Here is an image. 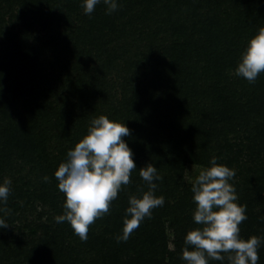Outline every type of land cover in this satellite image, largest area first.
<instances>
[{
	"label": "rangeland",
	"instance_id": "1",
	"mask_svg": "<svg viewBox=\"0 0 264 264\" xmlns=\"http://www.w3.org/2000/svg\"><path fill=\"white\" fill-rule=\"evenodd\" d=\"M117 2L118 9L110 15L106 14L107 6L103 3L98 4L91 15H86L82 0H0V66L21 50L27 55V62L18 69L30 74L27 91H12L10 119L0 118V137L1 132L14 123L18 127H33L35 133L40 130L45 138L43 148L41 146L29 156L7 143V137L0 138V183L11 179L13 197L7 203V212H2L10 225L6 229L8 233L4 234L13 236L14 248L19 243H27L30 248L39 244V238L44 234L51 236L57 227L63 247L75 249L62 259L65 264H101L102 260L88 246V240L81 241L76 234H73V240L69 239L70 231L55 220L61 214L56 211L53 199L44 203L39 198L44 190L42 184L46 182L43 178L51 176L41 170L46 167L43 161L48 166L46 159L58 156L61 148L69 146L62 136L72 133L76 127L85 136L91 121L105 115L102 110L106 99L118 103L125 89L129 91L144 86L152 65L145 60L155 57L162 47L168 50L175 43L184 41L183 37L174 34L172 23H180L188 30L187 35L194 33L199 38L202 29L207 30L213 19H220L222 32L216 30L214 34L221 40L223 33L228 35L219 45V52L233 51L238 47L240 52L243 51L247 41L264 27V0H157L152 13L147 15L143 13L145 5H136L135 0ZM240 21L243 24H239ZM239 59L240 56L235 59L236 64ZM18 74L19 70L6 83L2 81V91L16 84ZM223 75V79L227 78L229 82L224 83L229 85L226 87L228 91L221 93V98L227 94L231 96V93L242 94L243 101L249 95L259 96L248 84L243 86L247 80L236 76L233 69L226 70ZM233 80L237 82L235 85ZM207 102L209 104L211 100ZM226 108L221 104V111ZM62 116L64 120L61 122L58 119ZM250 120V127H238L232 123L213 132V127H203L193 153H207L206 158L196 157L194 160L188 157L179 182L191 190L200 171L216 157L217 164L235 170L236 175L230 182L235 186L237 202L246 205V214L254 222L255 217L262 214L264 217V110L252 113ZM188 192L185 212L180 214L183 223L175 227L170 217L162 219L165 243L159 241L158 248L154 247L153 253L141 259V248L139 251L123 249L120 263L186 264L181 259L183 248L176 250L174 237L180 233L179 228L185 237L188 231L200 227L193 221L196 206L193 193ZM57 200L64 203L63 197ZM112 216L114 212L110 207L109 213L100 217L102 227L99 229L103 230L108 223L113 224ZM97 221L89 226V232ZM244 222L239 227L240 235L245 239L250 230L242 227ZM142 232L144 238L138 240L140 243L149 238L146 232ZM3 248L0 246V264H15L13 256L6 261ZM110 250H113V243ZM99 256L102 257L100 253ZM20 259L18 264H40L23 256ZM224 262L210 260L209 264H228L227 257Z\"/></svg>",
	"mask_w": 264,
	"mask_h": 264
},
{
	"label": "trees",
	"instance_id": "2",
	"mask_svg": "<svg viewBox=\"0 0 264 264\" xmlns=\"http://www.w3.org/2000/svg\"><path fill=\"white\" fill-rule=\"evenodd\" d=\"M135 1L136 5H145L143 13L146 15L152 13V8L157 3V0ZM219 20L213 19L207 30L202 29L199 38H196L198 34L187 35L188 30L180 23H172L171 28L174 34L183 37L184 41L169 47V51L162 47L161 51L159 49L156 52L155 57L150 56L145 60V62H151L152 65L148 71L149 78L145 79L143 87L131 88L129 91H126L124 87L125 92L117 101L118 103L115 102L116 104L108 99L104 101L103 114L105 113V116L112 121L125 123L130 130V135L124 139L134 153L133 158L137 169L132 171L131 183L122 186L117 200H113L110 204L114 212V216H112L114 227L110 228L109 226L113 224L108 223L107 227H103V230L99 229L102 222L98 218L100 222L97 221L88 232V246L101 258L102 261L97 259L101 264H122L120 263L121 253H123V249L127 250L128 248L133 251H139L141 248L140 259L144 256L147 257L153 253L154 247L158 248L159 241L165 243V235L161 226L163 218L170 217L172 226L175 227L183 223L184 220H180V214L185 212L188 191L191 190L179 182V176L188 157L194 160L196 157L206 158L207 153L200 155L193 153L198 142L199 131L203 127H213L211 128L212 132L213 130L218 131V127L221 130V127H227L232 123L239 125L238 127H250L251 114L261 113L264 110V72L257 77L254 83L245 81L243 84V86L248 84V87L254 89V93L259 96L249 95L251 99L244 96L247 100L243 101L242 94L231 93V96L227 94L221 98V93H226L228 91L226 87L229 85L224 83L225 81L229 82L227 78L223 79L225 77L223 74L228 69L235 70L237 67L235 59L243 51L240 52L239 47L233 51H218L219 45L228 35L223 33L221 40L214 34L216 30L221 31ZM239 24H243V22L240 21ZM236 52L240 54L238 55ZM26 62L27 55L18 50L0 66V118L5 121L10 119L9 109L13 103L12 91L25 92L29 87L30 74L23 73L21 69H18ZM231 65L232 67H229ZM17 70H19V74L16 77V84L13 87H6L2 91V84L6 83L12 75L16 76ZM236 83V81H232L233 85ZM256 98L258 100H255ZM206 100H211V103L207 102L206 104ZM221 104L227 107L223 111L220 110ZM82 117L81 115L80 118ZM58 120L62 122L64 116ZM10 124L11 127H7L1 132L0 138L7 137V143L14 145V148L22 152L23 155L29 156L40 150L41 146L43 148L44 132L39 130L38 133H35L33 127L25 128L18 127L14 123ZM83 137L84 135L76 127L72 133L69 132L68 135L62 136L69 146L61 148V153L58 156L50 158V160L46 159L48 166L45 160L43 161V165L45 164L46 167L41 170L51 176L48 180L50 185L47 184L48 182L42 184L44 190L39 198L44 203L53 199L56 211L61 215L64 213V208L63 205L62 207L59 205L63 203L60 204L57 199L60 197L64 199V195L58 190V181L54 172L58 165L65 160L67 151ZM36 138H39L40 141ZM42 152L43 155H46L44 150ZM149 163L153 164L163 177L162 181L156 182L158 188L155 194L164 196L165 203L162 207L153 209L151 218H145V222H142L144 225H140L142 228L140 227L139 231L134 230V238L130 236L127 242H117L116 237L121 233L122 218L128 207L129 196L139 197L142 192L148 190L147 183L140 177L139 169ZM43 165L41 164V166ZM210 166L208 161V167ZM52 186L54 187L51 190ZM11 198L13 197L10 193L7 203L11 201ZM62 201L64 202V200ZM114 201L115 203H113ZM170 202L175 204L171 205ZM7 205H0V208H6ZM246 215L248 219L245 220L242 227L246 226L250 232L245 239L253 235H264L263 214L255 217V223L251 222V216L248 213ZM0 216H4L2 212H0ZM61 226L70 231L69 239L73 240L75 233L70 225L65 221L61 223ZM141 230L149 236L143 243L138 241L140 238H144V233ZM178 230L180 233L174 237L176 250L185 246L184 233L180 228ZM8 231L0 230V246H4L3 254L6 256V261L11 259L10 256H13L12 258L16 260L15 264H18L17 261H21L22 256L40 264H65L64 261L62 262L65 255L70 256V252L75 251L74 248L63 247V239L59 238L57 227L51 236L44 234L39 238V244L30 248H27V243H19L14 248L13 236L7 237L4 234ZM112 243L113 250H110ZM145 244H147L146 247ZM258 252L260 257L258 264H264V244L261 245ZM99 253L102 257L99 256ZM149 263L146 262V264Z\"/></svg>",
	"mask_w": 264,
	"mask_h": 264
},
{
	"label": "clouds",
	"instance_id": "3",
	"mask_svg": "<svg viewBox=\"0 0 264 264\" xmlns=\"http://www.w3.org/2000/svg\"><path fill=\"white\" fill-rule=\"evenodd\" d=\"M106 5V14L115 12L117 0H82L86 15H91L98 4ZM264 72V27L257 30L240 55L236 76L254 83ZM130 135L125 123L110 120L101 115L94 118L87 134L69 149L66 158L54 172L58 190L64 195V213L55 217L57 223L67 222L81 241H87L89 226L96 219L109 213L110 204L118 196L122 186L131 183V174L137 169L134 153L124 137ZM210 167L203 168L191 187L195 204L193 221L200 227L188 231L181 259L186 264H209L210 260L228 264H258V249L264 244V235L244 239L239 225L248 219L246 205L239 204L232 181L234 169L210 160ZM140 177L148 190L141 196L131 195L122 218L121 233L117 242H127L145 218H151L155 208L165 203L164 196L155 194L157 181L163 177L149 163L139 169ZM46 182L50 179L45 176ZM11 179L0 183V205H6L11 192ZM0 212H7L0 208ZM264 219V217H262ZM0 216V230L9 228ZM191 249V250H190Z\"/></svg>",
	"mask_w": 264,
	"mask_h": 264
}]
</instances>
